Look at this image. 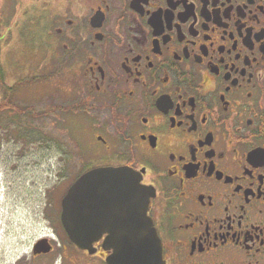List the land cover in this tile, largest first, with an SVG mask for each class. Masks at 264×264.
Returning <instances> with one entry per match:
<instances>
[{"label":"flooded vegetation","instance_id":"flooded-vegetation-1","mask_svg":"<svg viewBox=\"0 0 264 264\" xmlns=\"http://www.w3.org/2000/svg\"><path fill=\"white\" fill-rule=\"evenodd\" d=\"M32 11L51 59L71 64L85 92L40 115L0 105V114L33 113L1 125L5 133L44 144L47 162L53 115L93 111V168L140 173L153 192L148 215L165 264H264V0H35ZM37 120L47 125L45 137L19 129ZM58 151L63 165L47 167L55 180L44 183V202L35 201L42 231L21 252L11 223L0 220V264L96 256L107 264L103 240L94 254L69 249L62 201L70 183L66 152Z\"/></svg>","mask_w":264,"mask_h":264},{"label":"rangeland","instance_id":"rangeland-1","mask_svg":"<svg viewBox=\"0 0 264 264\" xmlns=\"http://www.w3.org/2000/svg\"><path fill=\"white\" fill-rule=\"evenodd\" d=\"M34 3L35 0H9L4 5L0 3V64L3 79L0 82V103L7 101L3 88L17 84L11 97L13 105L9 106H31L40 115L54 105H73L85 92V81L71 64L64 67L54 57L51 59L52 50L43 39L46 32H36L30 23ZM22 81L25 83L20 85ZM19 113L15 115L7 110L0 114V220L1 225L3 221L11 223V232L21 240L16 249L23 252L30 250L42 231L43 225L35 217V201L44 202V183L49 185L55 180L52 172L46 170L47 167L58 172L63 165H58L62 159L58 149L66 152L64 162L71 186L83 172L97 166V144L93 111L57 112L53 115V122L48 123L55 139L52 152L47 162L45 159L42 161L39 153L40 147L44 149V144H32L25 137L20 141V138L11 134V128L5 133V128L1 126L10 125L9 122L15 120L20 122V117L30 119L29 115L33 114L31 111L28 114L21 112L24 115ZM44 123L37 120L25 124L23 121L19 129L29 132L34 128L35 133L40 132L39 136L45 137L47 125ZM14 126L16 132L19 123ZM69 249L75 252L72 242L69 243ZM79 259L83 264H106L97 256L91 260Z\"/></svg>","mask_w":264,"mask_h":264},{"label":"water","instance_id":"water-1","mask_svg":"<svg viewBox=\"0 0 264 264\" xmlns=\"http://www.w3.org/2000/svg\"><path fill=\"white\" fill-rule=\"evenodd\" d=\"M152 196L130 167L93 168L70 186L62 201V224L71 242L91 254L103 240L107 264H165L148 215Z\"/></svg>","mask_w":264,"mask_h":264},{"label":"trees","instance_id":"trees-1","mask_svg":"<svg viewBox=\"0 0 264 264\" xmlns=\"http://www.w3.org/2000/svg\"><path fill=\"white\" fill-rule=\"evenodd\" d=\"M36 78H34L35 80ZM31 80V79H30ZM30 80H26V81H30ZM0 82H3V79H2V67H1V64H0ZM25 83L24 81L20 82L19 84H23ZM17 85V84H16ZM16 85L14 87H4L5 88V94H6V97H7V101L3 102V103H0V105H4L6 106L7 109H9V105H13L12 104V101H11V97L13 96L14 94V91L17 89L16 88Z\"/></svg>","mask_w":264,"mask_h":264}]
</instances>
